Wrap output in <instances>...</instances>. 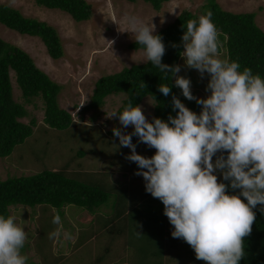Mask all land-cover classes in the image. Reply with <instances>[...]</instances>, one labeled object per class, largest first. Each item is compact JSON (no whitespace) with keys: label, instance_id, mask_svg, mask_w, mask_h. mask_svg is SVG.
Instances as JSON below:
<instances>
[{"label":"rangeland","instance_id":"1","mask_svg":"<svg viewBox=\"0 0 264 264\" xmlns=\"http://www.w3.org/2000/svg\"><path fill=\"white\" fill-rule=\"evenodd\" d=\"M84 1L90 6L91 16L89 20L77 23L63 12L36 6L34 0H0V4L17 10L24 17L42 21L56 31L62 48V57L56 61L47 56L42 43L35 37L19 35L0 25V39L28 54L34 65L60 86L58 107L66 111L72 120L66 130L46 127L42 122L41 100L34 98L25 103L20 97L13 73L9 72L12 99L22 104L27 113L20 122L27 124L33 119L35 125L31 135L16 145L9 156L0 158V181L41 171H62L65 177L86 185H97L99 180L103 182L101 188L109 190L107 205L96 209L93 215L72 205L62 208L61 225L52 222L55 212L48 206H9V215L16 216L17 222L23 225L28 234L22 249V253L28 257L27 264H142V243L133 236L142 227L137 229L135 223L145 227L143 215L155 210L138 202L140 197L135 196L124 206L128 211L127 218L119 219L118 224L115 220L104 229L99 222L102 218V225L110 221L109 206L113 205L117 197L124 196L122 192L125 189H129L119 188L116 180L120 177L119 170L127 171L128 166L137 168L134 162L125 159L130 149L117 147L119 141L111 135L113 127H122L118 118L106 117L110 112L117 111L125 96L109 95L96 110L86 111L84 107L89 102L96 80L117 73L122 68L146 62L144 51L128 48L135 40L131 33L125 31L126 16L135 15L145 22L151 21L156 25L157 32L182 11L199 18L205 0H171L162 4L158 12L141 1ZM214 1L226 12L252 13L255 25L264 33V0ZM109 41L114 43L111 45ZM219 53L221 59H226L223 48ZM177 64L181 65L178 74L190 78L194 96L205 98L209 95L205 91L207 74L201 79L195 69L185 68L182 56ZM140 105L149 113L153 108L152 100L147 97ZM132 130V126L123 129L126 132ZM134 141L138 154H154L155 149L139 143L137 137ZM134 177H130L128 186H138L140 190L142 183L138 181L137 175ZM170 229L167 226L165 230L167 234H164L161 264H205L195 258L194 251L185 241L173 238ZM53 233L58 235L53 236ZM150 233L154 235L157 232ZM153 262L149 259L147 264Z\"/></svg>","mask_w":264,"mask_h":264},{"label":"clouds","instance_id":"2","mask_svg":"<svg viewBox=\"0 0 264 264\" xmlns=\"http://www.w3.org/2000/svg\"><path fill=\"white\" fill-rule=\"evenodd\" d=\"M212 17L208 10L188 20L181 37L184 67L195 69L201 79L208 76L205 98L192 94L190 78L178 74L181 65L162 63L166 48L162 36L155 34L156 25L135 15L125 17V31L143 46L146 60L164 79L174 78L183 97L201 106L199 114L172 95L169 84L161 83L158 91L172 95L175 116L149 121L143 106L130 98L121 111L106 117L118 118L122 127L111 129L119 141L116 146L130 149L125 159L137 165L134 174L143 178L145 191L162 202L173 226L171 236L185 241L205 264H239L256 220L253 210L260 205L264 212V79L251 68L241 70L238 62L220 58ZM129 126L131 132L123 131ZM133 136L155 149L154 154H138ZM52 222L61 225L58 212ZM27 240L16 216L0 214V264H27L22 253Z\"/></svg>","mask_w":264,"mask_h":264},{"label":"trees","instance_id":"3","mask_svg":"<svg viewBox=\"0 0 264 264\" xmlns=\"http://www.w3.org/2000/svg\"><path fill=\"white\" fill-rule=\"evenodd\" d=\"M124 1L128 3L141 1L150 6L153 11L158 12L162 4L171 0ZM34 4L45 9L63 12L77 23L87 21L91 16L90 6L84 0H34ZM208 10L213 12L212 20L218 30L219 51L221 48L225 50L226 60L238 62L241 70L244 67L251 68L253 74H259L264 79V33L255 25L253 14H234L223 11L214 0H205L200 8L201 15ZM190 19L198 18L188 11H182L170 24L155 33L162 36L166 48L162 63L173 65L181 59L183 53L181 37L186 28V22ZM0 25L19 35L39 39L51 60L56 61L62 57L59 37L54 28L46 23L24 17L17 10L0 4ZM173 44L176 47H173ZM128 48L144 51L143 46H139L136 42L130 44ZM9 72L13 73L20 97L25 103L34 98L41 100L42 122L46 127L61 131L66 130L72 124L70 115L60 109L57 104L60 86L49 80L34 65L28 54L0 39V158L9 156L16 145L21 144L31 135L35 125L33 119H30L27 124L20 122L27 116V113L22 104L12 99ZM173 79H164L159 70L147 60L144 64L122 68L117 73L103 76L95 81L89 102L84 110L100 108L104 99L109 95L124 94L125 97L117 111H121L130 98L134 105H139L147 97L153 102L152 117L167 120L168 115H176L171 108L172 95L177 96L190 110L196 113L200 111L201 106L194 100L185 99L181 90L174 86ZM142 82L146 85L145 88H141ZM161 83L169 84L172 95L165 97L158 91ZM111 135L113 136L112 131ZM63 174L62 171H41L33 175L0 181V214L7 216L9 206L20 205L48 206L54 209L55 214L58 212L61 216V209L72 205L93 215L96 209L107 203L109 190L101 188L103 182L98 180L97 185L95 183L86 185L67 178ZM153 204V202L151 205L144 204L155 211L152 212L153 214L145 212L143 215L146 220L145 227L142 226L138 230L141 234L138 235L137 231L133 234L142 243L140 249L142 264H147L149 259L154 261V264H161L164 231L167 226L173 228L163 214L162 202L157 203L158 208L156 209ZM110 208V220L112 222L117 220L116 224H118L120 217L125 213L121 197H117ZM260 208L261 206L258 205L253 210L256 220L252 225L251 234L244 240L246 255L239 264H264V212H261ZM103 221V218L99 220L102 229L106 228L110 222L102 225ZM151 228L153 230H150ZM151 231L157 233L152 235Z\"/></svg>","mask_w":264,"mask_h":264},{"label":"crops","instance_id":"4","mask_svg":"<svg viewBox=\"0 0 264 264\" xmlns=\"http://www.w3.org/2000/svg\"><path fill=\"white\" fill-rule=\"evenodd\" d=\"M142 102V101H141ZM140 105V104H139ZM151 112H152V110H151ZM151 112L149 113V112H147V111H144V114H145V116L150 120L151 118H152V115H153V112H152V115H151ZM200 111H198V113H199ZM135 137V136H134ZM135 139H136V137H135ZM135 139H133V143L134 144H136V141H134ZM137 145V144H136ZM141 154H143L144 156H147V157H150L151 155H150V153H146V152H144V153H141ZM117 169V168H116ZM117 171H118V169H117ZM128 171V172H127ZM127 171H120L119 170V178H116V180L118 181V185H119V188L120 189H122V188H129V189H125V191H123L122 193L124 194V196H121V201H122V203L124 204V206L125 205H128L129 204V202H131L132 200H134L135 199V196L137 197V198H139V201L138 202H141L142 204H150L151 205V202H153L154 204L153 205H158L157 203H161V201L160 200H158V199H156V198H153L152 196H151V194L150 193H147L146 191H145V187H144V180H143V178L141 177V176H137V178H138V181H141V183H142V188L140 189V190H138V186H136V188H130L129 186H128V183H129V179H130V177L131 178H134L135 179V175L133 174V172L135 171H137V168L136 167H133V166H128L127 167ZM114 174V173H113ZM116 175V174H115ZM112 179V178H111ZM112 180H114L115 181V179H112ZM107 182V181H106ZM111 184H113V183H111ZM121 186V187H120ZM155 208H158V206H156ZM109 209H110V206H109ZM124 209V215L122 216V217H120V219H125V218H127L128 217V211H127V209L124 207L123 208ZM125 216V217H124ZM111 222V223H110ZM110 222H109V225L110 224H112V221L110 220ZM172 230H173V228L170 230V232H172ZM164 233L165 234H167L165 231H164ZM164 240V239H163Z\"/></svg>","mask_w":264,"mask_h":264}]
</instances>
